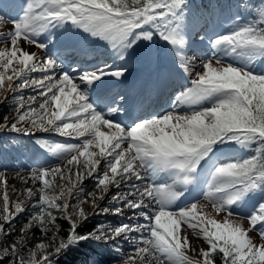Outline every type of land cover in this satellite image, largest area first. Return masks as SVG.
Segmentation results:
<instances>
[{"label":"snow or ice","instance_id":"obj_1","mask_svg":"<svg viewBox=\"0 0 264 264\" xmlns=\"http://www.w3.org/2000/svg\"><path fill=\"white\" fill-rule=\"evenodd\" d=\"M16 7L15 17L0 8V23L11 25L0 30V105L14 106L0 133L66 139L35 140L57 162L31 167L26 176L17 172L22 190L12 185L10 193L7 170H0V264H97L89 244L108 245L119 264H216L217 255L221 264H264V243L249 235L264 240V73L252 68L264 59V8L258 18L236 17L228 31L212 35L198 26L191 0H16ZM73 29L104 42L122 62L141 44L150 61L151 45L160 40L189 86L176 91L162 114L122 124L116 117L127 96L91 95L106 78L122 81L127 66L65 70L68 55L87 52L83 43L66 40ZM197 36L208 49L198 65L181 54ZM233 55L239 64L228 61ZM232 143L253 154L212 159ZM161 174L174 179L158 182ZM256 197L251 213L235 210ZM200 198L214 215L199 206ZM26 212L19 237L8 240ZM100 216L127 219L81 231ZM58 221L67 222L63 233ZM185 226L201 233L207 247L197 252ZM33 229L44 239L29 247Z\"/></svg>","mask_w":264,"mask_h":264},{"label":"rangeland","instance_id":"obj_2","mask_svg":"<svg viewBox=\"0 0 264 264\" xmlns=\"http://www.w3.org/2000/svg\"><path fill=\"white\" fill-rule=\"evenodd\" d=\"M4 1H5L4 3L2 1L0 2V8H2L4 6L3 8L5 9V11H7L9 13V16L10 17H15L16 14H17V12H15L16 11L15 9H17L16 0H4ZM231 19H232V17H231ZM205 20L207 21V28L204 29V30H207L212 35H218V34H221V33H224L226 31H228L231 28L232 24H233L232 20L224 21V20L217 19L216 21L212 20L211 22H209V20L207 19L206 16H205ZM65 27L67 29L70 26L66 25ZM10 28H11V25L7 21H5L3 23H0V30L7 31ZM62 30L65 31L64 29H62ZM194 38H193V40H194ZM66 40L68 42L72 43V44H81V43L76 42L72 38H70V39L66 38ZM80 42H82L84 45L87 46V51L90 53L88 55L95 56V54L98 53L99 58H100V60H102V62H98L96 59H92L90 61L89 59L86 58L87 56H84V55L81 56V57L69 56L70 60H73L74 63L71 62V63L68 64L67 63L68 61H66L65 62V70L70 68L72 65H76V64H79V66H81V67L92 66V65L99 64V63L112 64L114 67H120L122 64H124L125 66H127L128 71H131L129 69H133L136 66L135 62H136V56H137L138 53L136 51H134V50H131L128 53V56L126 57V60L124 62L119 61V59H118V63L116 65H114L113 59L114 58L117 59V58L113 54L112 50L104 42L96 41V40H93V39H91L89 37H86L85 40L80 41ZM156 42L160 43V45L163 44L160 40H156ZM194 48H201V50H202L201 54H203V55L201 56V58H199V61H196L198 59L196 57H193V56H196L198 54H196L194 52H190ZM137 49H138V47H137ZM34 51H38V50L36 49ZM159 51L160 52L156 56L161 55V53H162L167 58V60L169 62V68L171 69V71H169L166 74L168 76H171L174 79V81H176V82L183 81V84L181 85L182 88L180 90H183L185 87L189 86L187 78H185L182 75V72L175 66L174 57H173L172 53L169 52V50L166 47V45H164V48L162 50H160V47H159ZM94 52H96V53H94ZM207 52H208L207 46L202 44L199 41V39H198V41L192 42L189 47L185 48L182 51L181 54L185 55L189 60L194 61V63L196 65H198L199 62H200V59L204 58L203 56L205 54H207ZM227 59H228L229 62H234V63H237V64L240 63V60L237 59L234 55L230 56V57H227ZM256 67H257V65H252V68H256ZM260 68H262V66ZM111 79L113 81H117L114 78H111ZM133 90H134L133 87H131V89H129V91H131V92ZM118 91H119L118 88L117 89H109V90L104 91L102 93V97L104 95H109V96H112V97H116L119 94H121L120 92L118 94H116ZM168 92L169 91H167L166 94H168ZM26 95H27V93H26ZM174 95L172 94V95L169 96V98H168V102L169 103L168 104H167V101L165 100V98L161 99L157 103H154V102L148 103V102L144 101V100H146L145 98H143L144 96L141 95V96H139V98L137 97L138 98L137 100H139V103L137 102L138 115H151L155 111H159V113L162 114L164 111H166V110H168L170 108V104H171L170 101H172L171 96H174ZM93 97L96 98L95 96H93ZM93 97H91V98L94 99ZM9 103H11V102H9ZM9 103H6V104H9ZM1 106L2 105H0V108H1ZM181 111H187V109L186 108L185 109H181ZM12 114H13L12 111L10 113H8V117L10 119H11ZM127 124H130V123H125V125H127ZM4 133L5 132H2L1 134H4ZM8 135L13 137V138H16V137H19V138H22V137H33L35 135H50L56 141L65 140L66 139V138H63V137H59V136H57V135H55L53 133H44V132H37L33 136H25L23 134H18V133H9ZM68 142H77V141H68ZM237 145L238 144L232 143V144L227 146V148H226L227 150H222V148H221L220 150L224 152L223 156H225L226 154L229 155V153H233L232 151L234 149H237V151H239V150L244 148L241 145L240 146H237ZM229 146H231V147H229ZM217 152H219V150ZM218 157H219L218 154H216L212 158L216 160ZM43 159H44V157H41V155L38 154L36 159L32 163V166L31 165L30 166H26L25 164L21 163L20 159L16 160L15 157H13V163L10 165L9 169L7 170V175L10 172H14L15 167H18V170H20L23 173V175H27L28 174V170L31 167H36L38 165H45L44 162H43ZM208 170H209V165H205L204 168L200 169L202 178H206V174H207ZM173 179H174V177H172V176H170L168 174H161L158 182L171 183ZM19 181L20 180L18 179V182ZM84 187L86 189H88V190H91L92 189V182L87 181L85 183ZM199 191H201V186L198 185L197 188L193 190L194 195H197V193ZM194 195H192L191 197H188V196L186 197L188 202H191V199H192V197ZM199 201H200L199 202V206L201 208H203L204 211L208 212L211 215H214V212H213V210L211 208V204L209 203V201H207V200H205L203 198H200ZM253 207H254V205H251V206L242 205L241 208H238V209H235V210L246 216L247 214L252 212ZM29 211H30V209H29ZM224 215L225 214L222 213V214H220V216H217L216 218L217 219H222L224 217ZM27 216H28V212H26V213H24V214H22L21 216L18 217V219L15 222L16 232L13 234V236L8 237V240H14V239L19 237V235H20L19 229L21 227H23V225L27 222ZM100 217H102L100 219L104 220V222H111L113 224L119 223L121 221V219H123L126 222V219H127L126 216L124 218L112 217V216H108V217L100 216ZM94 218H97V217H94ZM231 219H233L237 223H241L245 228L248 227V221L246 219H241L240 217H237V216L231 217ZM32 231L35 233V236H34V238L30 239L29 247H34L36 242H39L41 239H44L43 237L40 236V233H39L38 229H33ZM183 234H185V235H187L189 237V239H190V241L192 243V247L197 252H198V250L201 247H205V248L207 247L206 242L202 238V234L199 233L198 231H193L192 229L187 228V226H185L184 229H183ZM249 235L251 236L253 241L256 242L257 244L264 243V240H261L259 238L258 233L253 231V232H250ZM101 247L110 248L108 245H102ZM125 248H127V245H125ZM189 254L195 256L196 252H191ZM95 257L99 258V256H95ZM115 259H117V260H115V261L106 260L105 262H99V261H96V262H97V264H119L118 258H115Z\"/></svg>","mask_w":264,"mask_h":264},{"label":"trees","instance_id":"obj_3","mask_svg":"<svg viewBox=\"0 0 264 264\" xmlns=\"http://www.w3.org/2000/svg\"><path fill=\"white\" fill-rule=\"evenodd\" d=\"M192 1H193L194 9H197V7H201V8H205L204 11H209L212 8L217 7V9L223 13V16L227 15L228 8L229 10L231 8H234L237 12V16H242L243 14L247 15V18L245 21H251L253 19L258 18L259 10L261 8H264V0H192ZM192 13L195 17H198L199 14H201V11H194V12L192 11ZM12 107H13L12 104L1 106L0 122H3V117H5L9 113ZM0 146H3L2 148H0V152H5L10 148L11 144L8 143L7 139H2L0 141ZM28 146H30L29 143H28ZM252 147L255 148L256 146L253 145ZM252 154L253 153L251 151L248 152V156ZM256 199L258 200L259 197H256ZM99 221L101 220L99 219L89 220L86 223V225L82 227L81 231L90 230ZM58 222L61 223L62 225L61 232L63 233L64 231L67 230V227H68L67 222L65 221H58ZM89 250L99 253L105 257L110 256L107 250L99 248L95 244H89L87 248V252ZM58 264H66V259H61L60 261H58ZM216 264H221L219 255L216 256Z\"/></svg>","mask_w":264,"mask_h":264},{"label":"bare ground","instance_id":"obj_4","mask_svg":"<svg viewBox=\"0 0 264 264\" xmlns=\"http://www.w3.org/2000/svg\"><path fill=\"white\" fill-rule=\"evenodd\" d=\"M67 37H69V38L74 37V38H76V40L80 39L83 41L87 37V34L83 33L81 30L73 29L70 31V33ZM24 47L28 48L30 51L36 50L32 46H28L26 44L24 45ZM148 51H149V49L145 44H141V46H139L138 55L136 57L138 64L134 69H132V78L130 76L131 71L127 72L126 77L122 80V82H126L124 84V86H128L130 84L138 85L137 81H139L141 84H145L152 77V75H153L152 69L155 68V60H157L156 58H153V55L156 51V43L151 45L150 51L152 54V59L150 61L146 58ZM115 61H118V59L114 58L113 62H115ZM160 61H163V60H160ZM129 70H131V69H129ZM108 82H111V78H106V81L103 84H106ZM142 87H144V86H142ZM137 88L139 89L140 86H137ZM100 94H102V90H97V93L95 92V95H97V96H99ZM123 114L118 115V116L121 117V116H123ZM124 118H125V116L122 117V119H124ZM53 162H56V159L46 158L44 160L45 164H52ZM17 172H20V174L23 175V173L20 170H18V167H15L14 172L8 173V180H9V185H10L9 192L10 193H11V186L12 185H15L18 190H22L25 187V185L22 184L21 181L18 182L19 178L16 175ZM89 182H91V181H89ZM29 186H30V184H29Z\"/></svg>","mask_w":264,"mask_h":264}]
</instances>
